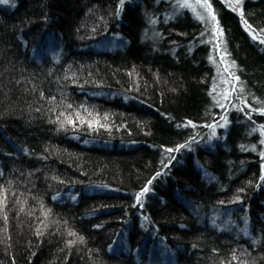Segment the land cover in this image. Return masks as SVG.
I'll use <instances>...</instances> for the list:
<instances>
[{
    "label": "trees",
    "instance_id": "16d2710c",
    "mask_svg": "<svg viewBox=\"0 0 264 264\" xmlns=\"http://www.w3.org/2000/svg\"><path fill=\"white\" fill-rule=\"evenodd\" d=\"M0 264H264V0H0Z\"/></svg>",
    "mask_w": 264,
    "mask_h": 264
}]
</instances>
